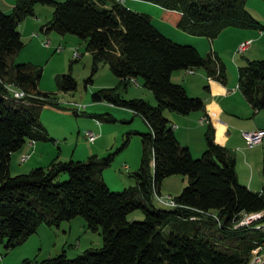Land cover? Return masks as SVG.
<instances>
[{
	"label": "trees",
	"instance_id": "obj_1",
	"mask_svg": "<svg viewBox=\"0 0 264 264\" xmlns=\"http://www.w3.org/2000/svg\"><path fill=\"white\" fill-rule=\"evenodd\" d=\"M142 1L181 13L177 23L181 30L211 40L228 27L264 31L245 8L247 0ZM38 4L54 8L42 30L74 34L86 42L92 57L86 83L93 81L100 63L119 78L118 87L97 90L93 101L127 108L149 125L150 132L141 134L140 167L132 173L136 185L113 191L106 184L104 170L113 153L82 161L57 156L46 167L12 174V155L27 142L55 141L41 113L45 105L60 108L58 96L40 90L42 67L14 61L25 46L19 26L36 15ZM201 68L208 77L227 81L226 64L216 52L204 56L195 46L175 42L153 24L149 14L116 0H15L11 12L0 9V244L9 250L42 224L59 226L83 216L90 229H101L103 246L75 258H68L64 250L43 264H250L264 243V230L256 228L264 225V215L250 222L251 215L264 211V185L254 191L239 181L235 157L215 141L210 125L205 133L207 147L194 158L163 113L168 109L187 115L205 109L203 98L190 96L184 85L171 79L176 70ZM138 78L154 93L157 105L125 99L117 92ZM238 80L252 108L264 110V59H247L238 68ZM56 82L62 92L77 88L71 73L56 76ZM14 90L24 92V97H16ZM98 117L112 120L109 115ZM63 174L67 179L59 182ZM174 174L188 179L174 197L178 205L157 208L154 194L161 195L162 181ZM135 210L144 213L142 220H128Z\"/></svg>",
	"mask_w": 264,
	"mask_h": 264
},
{
	"label": "rangeland",
	"instance_id": "obj_2",
	"mask_svg": "<svg viewBox=\"0 0 264 264\" xmlns=\"http://www.w3.org/2000/svg\"><path fill=\"white\" fill-rule=\"evenodd\" d=\"M245 8L264 26L263 0H247ZM53 12L54 8L52 6L43 4L36 6V15L28 18L36 22H32V24L28 22L24 25L26 33L22 39L25 46L14 57L15 63H32L42 67L40 90L55 93L58 96L60 108L45 105L41 113V121L50 137L55 141L43 142L48 149L47 151L45 149L40 150V152L49 157L59 153L60 160L65 161L71 159L82 161L91 155L103 158L113 153L111 165L104 170L106 184L113 191H120L129 186H134L136 185V179L132 173L140 167L143 152L141 134L150 132V127L141 115H137L127 108L107 101H93L92 95L94 92L104 88L118 87L119 78L108 65L100 63L98 71L92 77L93 81L86 83V79L92 74V57L86 49V42L74 34L61 35L53 30L49 32L42 30V26L52 18ZM158 14L156 13L154 20L164 35L180 44L198 46L202 55L206 56V50L211 49V41L208 37L187 36L169 19L168 22L161 25L157 20ZM257 33V30L253 28L230 27L218 37L215 43V49L220 51L228 72L237 78L239 65L243 64L248 58L257 59L258 57L254 51V55H250L252 54L251 51L248 53L240 52L238 48L236 49V44L247 38L255 40ZM184 37L192 38L185 39ZM46 40H49L50 46L45 44ZM246 42L251 44L252 40H246L242 43ZM257 45L258 41L256 40L250 48L253 50ZM260 45L264 48V43ZM59 47H62V50H59ZM76 48H78L81 55L78 59L74 58ZM196 70H198L196 76L200 79L205 70L202 68ZM177 71H179L181 77L184 76L185 70ZM188 72L194 73V70L191 69ZM67 73H71L76 79L77 88L70 92L59 91L56 76ZM142 81L141 78L133 80L132 84L125 88L120 87L117 92L125 99L140 98L151 105H157L158 102L154 93L145 88ZM168 111L170 110L164 109V115ZM173 113L177 114V112ZM98 115L112 116V120H102ZM202 125L206 126V124ZM207 129L208 126L205 127L206 131ZM87 131H93L97 135L95 141L88 140ZM128 133H131V139L129 144L124 147V140L127 138ZM200 139H203L206 144L205 133L202 129H200V132L198 130L192 132L194 144H199ZM37 153L36 157L39 159L41 155ZM31 154L27 158L28 161L25 162L20 160L19 153L15 154V163L17 162L15 165L20 163L18 166H22L24 171L30 172L31 169L27 168L37 161ZM200 156L201 154L193 157L199 158ZM125 164L127 168L124 167ZM66 179V174H63L58 181L63 182ZM187 184V176L174 174L162 181L160 193L165 197L174 198L182 192ZM154 204L157 208L166 209L171 207L158 202L156 199ZM143 218L144 213L141 210H135L128 215V220H142ZM103 242L101 229L99 231L90 229L87 226L86 219L83 216H78L69 221H63L59 226L42 224L37 232L33 233L24 243L9 250H6L4 245L0 244V264H43L44 259L55 257L64 250L68 258H75L89 248L102 247ZM261 254L264 255L262 248ZM250 264H255V253Z\"/></svg>",
	"mask_w": 264,
	"mask_h": 264
},
{
	"label": "crops",
	"instance_id": "obj_3",
	"mask_svg": "<svg viewBox=\"0 0 264 264\" xmlns=\"http://www.w3.org/2000/svg\"><path fill=\"white\" fill-rule=\"evenodd\" d=\"M14 4L15 0H0V9L6 13L11 12ZM126 5L138 12H145L149 14L153 24L159 30L160 28L154 20L156 13H159L157 20L161 25L168 22L169 19L176 25V27H178L177 23L181 18V13L164 9L154 3L147 1L126 0ZM28 22L32 24V22L36 21L26 19L25 22L20 24L19 30L22 37H24L26 33L24 25ZM229 28L230 27L224 29L218 37H220V35ZM182 32L187 34V36H196L183 30ZM257 32L258 33L255 37V40L252 38H247L246 40H252L250 46L254 41L257 40L258 45L253 50L249 46L244 52L248 53L251 51L252 54L250 55H254L255 52V55L258 57L257 59H264V48L260 45L261 43H264V31L258 29ZM200 37L203 38L202 36ZM218 37L213 40L210 39L211 49L206 51L207 54L212 51L216 52L223 60L220 51L215 49V43ZM184 38L190 39L192 37ZM246 40L238 42V44H236V49L239 48L240 44ZM196 47L201 52L199 47ZM246 63L247 60L239 66H244ZM178 72L179 71L176 70L172 73V81L174 83L184 85L189 95L199 96L205 101L204 110L194 111L187 115L179 113L176 114L173 113V111H168V113L165 114V117L168 118L171 125L174 127V131L178 140L181 142V144L188 146L193 156L197 157L204 152L207 147V142L205 144L204 140L200 139L199 144H194L192 140V132H195L196 130L200 132V129H202L204 133H206L205 127L209 125L212 126L215 130V141L223 146H226V148L235 157L236 172L239 181L254 191H261L264 185V138L261 144L250 147L247 145L246 139L242 135V131H251L257 129L264 130V111H256L252 108L241 92L238 78L235 77V75H232V73L228 72V68L227 81L224 83L208 77L205 71L200 79L196 76L198 74V70H194V73H189L188 70H185L183 77H181ZM193 79L194 81H192ZM202 124H206V126H203ZM43 149H45V151L48 149L46 144H43V142H35L34 145L31 144L30 141L27 142L18 152L12 155L10 167L12 174L27 172L23 170L22 166H18L20 163L15 165L17 164V162L15 163V154L19 153V155L22 157L23 155L31 154L34 151V153L31 155L36 158L37 161L30 164L29 168L27 169L46 167L55 157L59 156V153L52 157L44 156V154L40 152V150L43 151ZM36 152H38L37 154L41 155L39 159L36 157ZM32 156L31 159L33 158ZM17 161L19 162V159ZM261 213L264 214V211ZM261 248L262 252L264 253L263 246Z\"/></svg>",
	"mask_w": 264,
	"mask_h": 264
},
{
	"label": "built area",
	"instance_id": "obj_4",
	"mask_svg": "<svg viewBox=\"0 0 264 264\" xmlns=\"http://www.w3.org/2000/svg\"><path fill=\"white\" fill-rule=\"evenodd\" d=\"M116 1L124 3V1H126V0H116ZM45 44L47 46H50L49 40H46ZM58 49L62 50V47H59ZM238 50L240 52L245 51V47H243V43L240 44ZM78 56H80V54H79L78 49L76 48L75 51H74V57H78ZM134 84H136V83H134ZM13 94H17V95H19L22 98L24 97V92L19 91V90L18 91L14 90ZM86 136H87L88 140L91 141V142L95 141L96 138H97V135L93 131H87ZM243 136L247 140V145L250 146V147H253L255 145H258V144L262 143L263 138H264V130L263 129H257L255 131H244L243 132ZM29 156H30V154L23 155L21 157V161L25 162ZM124 167L126 168L127 166L125 165ZM154 197H155V199L158 202H160L162 204H165V205H168V206H172V207L178 205V203L176 202V200L174 198L165 197L163 195H158L156 193L154 194ZM263 215H264L263 213H255V216H250V222L252 220H255V219H258V218L262 217ZM247 223H249V222H247ZM256 228L259 229V230H264V225H257ZM260 248L261 247H259V248H257L255 250V264H264V255L261 254Z\"/></svg>",
	"mask_w": 264,
	"mask_h": 264
},
{
	"label": "bare ground",
	"instance_id": "obj_5",
	"mask_svg": "<svg viewBox=\"0 0 264 264\" xmlns=\"http://www.w3.org/2000/svg\"><path fill=\"white\" fill-rule=\"evenodd\" d=\"M249 42H246V43H243V47H245V49L246 48H248V46H249ZM16 97H20L19 95H17V94H14ZM252 216V215H251ZM254 216V215H253Z\"/></svg>",
	"mask_w": 264,
	"mask_h": 264
}]
</instances>
